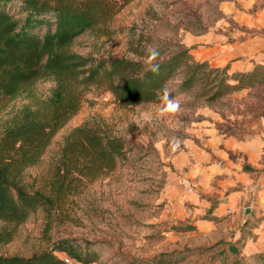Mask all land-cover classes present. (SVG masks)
<instances>
[{
    "label": "rangeland",
    "instance_id": "obj_1",
    "mask_svg": "<svg viewBox=\"0 0 264 264\" xmlns=\"http://www.w3.org/2000/svg\"><path fill=\"white\" fill-rule=\"evenodd\" d=\"M236 10L253 18L260 13L259 22L263 23L264 0H130L108 22L107 33L81 35L70 50L90 58L126 57L148 63L149 47L159 51L157 58L190 48L193 59L217 67L229 56H222L220 51L211 53L212 43L220 35L226 39L222 49L245 35L264 37V27L255 19L251 28L239 26L232 17ZM202 55L207 60H201ZM227 63L229 75L239 71L232 68L236 59ZM256 64L264 65L254 62L241 72L250 71ZM52 86V81L40 80L31 87L32 94L23 92L7 101L0 110V132L15 110L44 99ZM199 92L196 88L176 95L171 100L178 108L171 110L168 101L121 108L108 92L89 88L80 110L57 132L40 163L24 171L27 187L42 186L63 135L85 120L102 121L127 141L126 158L108 175L86 181L68 196L55 210L56 221L48 235L43 234L45 219L40 212L16 227L0 222L1 233L11 231L10 239L0 241V254L29 255L48 241L72 238L98 250L100 257L91 264H230L231 253L225 251V258L217 254L219 241L239 235L242 209L250 207L249 215L260 221L252 231L256 237H247L241 255L250 264H257L250 256L264 253V238L256 234L260 226L264 228V207L259 204L261 191L264 197L260 176L264 171V80L213 102L205 101ZM212 135L243 143L262 155L260 166L252 172L253 183L246 190L237 185L226 192L247 196L240 200L236 214L227 210L220 223L206 228L201 223L196 226L200 214L187 203L176 205L166 187L175 172V156L187 143L202 147ZM194 224L195 230H185Z\"/></svg>",
    "mask_w": 264,
    "mask_h": 264
},
{
    "label": "trees",
    "instance_id": "obj_2",
    "mask_svg": "<svg viewBox=\"0 0 264 264\" xmlns=\"http://www.w3.org/2000/svg\"><path fill=\"white\" fill-rule=\"evenodd\" d=\"M129 1L0 0V110L21 93L32 94L31 87L38 81L53 82L44 99L19 107L1 129L3 224L16 227L40 212L45 219L43 234L48 235L56 221L55 210L68 196L86 181L108 175L126 158L127 141L113 134L104 122L85 120L63 135L42 186L27 187L24 171L40 163L57 132L80 110L89 88H101L111 94L118 107L132 108L166 102L196 88L205 101L213 102L264 80L263 64L229 75L228 63L210 67L206 61L193 59L190 48L156 58L159 74L152 73L149 64L140 60L111 56L96 59L70 50L81 35L107 33L108 22ZM176 78V83H170ZM212 209L201 218L217 220L211 215ZM259 221L252 218L241 223L236 238L219 241L217 254L225 258L228 251L233 255L230 264H250L241 250L247 237H256L252 231ZM195 229V224L185 228ZM3 238L10 239L11 231L0 232V241ZM60 254L80 264L97 262L100 257L97 249L77 239L60 238L29 255L0 254V264H66ZM250 258L264 264L263 252Z\"/></svg>",
    "mask_w": 264,
    "mask_h": 264
},
{
    "label": "crops",
    "instance_id": "obj_3",
    "mask_svg": "<svg viewBox=\"0 0 264 264\" xmlns=\"http://www.w3.org/2000/svg\"><path fill=\"white\" fill-rule=\"evenodd\" d=\"M249 5L251 6V3ZM255 16L253 18V15L241 13L239 10L232 13L234 21L238 22L239 26L245 25L247 28H251L255 26V19L258 26L264 27V20L263 23L261 20L259 22L260 13L256 12ZM225 40L224 35H220L219 39L212 43L211 53L220 51L222 56L225 53L229 55L228 59H222V62L217 64L218 66H223L228 61L236 59L232 68L242 71L250 69L254 62L264 63V37L256 33L245 35L236 38L233 44L222 49ZM199 57L200 55H196V58ZM221 58L224 57H220V60ZM201 60H207V57L202 55ZM201 146L193 142L187 143L185 149L175 156L173 159L175 172L171 173L168 178L166 193L175 201L176 205L182 207L187 203L193 207L195 213L200 214V221L195 223L196 226H200L201 223L206 228H212L214 223H220L224 219L227 210H232L231 213L237 212L240 200L247 198L245 195L231 196L226 192L237 185H241L246 190V187L253 183L252 172L257 171L260 166L258 161L262 152L254 151L243 143L237 142L236 144L218 135H212L210 140ZM253 166L255 168L253 171L245 169V167L253 169ZM260 174L264 180V171ZM259 197H261L260 207L263 208V191L259 193ZM210 207L213 208L211 215L217 217V220L201 218ZM240 217V223H243V215ZM253 217L249 215L245 220ZM256 234L259 235V238H264V228L260 226Z\"/></svg>",
    "mask_w": 264,
    "mask_h": 264
},
{
    "label": "clouds",
    "instance_id": "obj_4",
    "mask_svg": "<svg viewBox=\"0 0 264 264\" xmlns=\"http://www.w3.org/2000/svg\"><path fill=\"white\" fill-rule=\"evenodd\" d=\"M160 55L159 51L155 48L149 47L148 49V64L150 67V71L154 74H159L160 64L154 63L156 58ZM165 99L167 100V92L165 91ZM168 107L171 110H175L178 108V104L172 100H168Z\"/></svg>",
    "mask_w": 264,
    "mask_h": 264
},
{
    "label": "water",
    "instance_id": "obj_5",
    "mask_svg": "<svg viewBox=\"0 0 264 264\" xmlns=\"http://www.w3.org/2000/svg\"><path fill=\"white\" fill-rule=\"evenodd\" d=\"M250 211H251L250 207H245V208H244L243 213H242L243 218H244V221H245V219L247 218V216H249Z\"/></svg>",
    "mask_w": 264,
    "mask_h": 264
},
{
    "label": "built area",
    "instance_id": "obj_6",
    "mask_svg": "<svg viewBox=\"0 0 264 264\" xmlns=\"http://www.w3.org/2000/svg\"><path fill=\"white\" fill-rule=\"evenodd\" d=\"M62 258L64 259L66 264H70L72 262V260L68 257H66L65 255H62Z\"/></svg>",
    "mask_w": 264,
    "mask_h": 264
}]
</instances>
